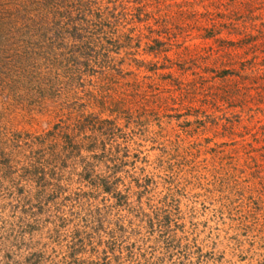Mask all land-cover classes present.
<instances>
[{
  "label": "rangeland",
  "instance_id": "374dc122",
  "mask_svg": "<svg viewBox=\"0 0 264 264\" xmlns=\"http://www.w3.org/2000/svg\"><path fill=\"white\" fill-rule=\"evenodd\" d=\"M0 264H264V0H0Z\"/></svg>",
  "mask_w": 264,
  "mask_h": 264
}]
</instances>
